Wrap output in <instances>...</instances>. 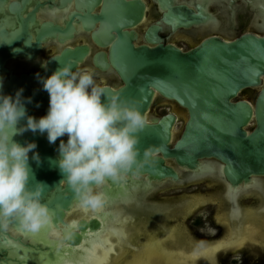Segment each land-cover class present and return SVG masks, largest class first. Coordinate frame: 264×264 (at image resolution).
I'll return each mask as SVG.
<instances>
[{
    "label": "flooded vegetation",
    "instance_id": "af4514ba",
    "mask_svg": "<svg viewBox=\"0 0 264 264\" xmlns=\"http://www.w3.org/2000/svg\"><path fill=\"white\" fill-rule=\"evenodd\" d=\"M244 34L264 35V0H0V91L15 95L21 87L26 90L36 85L43 89L37 73L44 77L48 63L58 59L73 64V68L93 69L97 83L117 91L125 81L115 65L116 55L130 44L152 52L173 48L185 53L211 37L229 42ZM263 85L264 75L260 85L240 90L232 101H247L255 107ZM31 94L23 92V97ZM32 98L27 113L36 118L45 115L48 104L39 101L37 94ZM144 115L147 124H157L167 115L175 117L169 143L174 148L189 119V110L155 89ZM256 125L253 113L244 128L250 133ZM42 135L25 131L13 139L21 144L35 141L39 148ZM164 163L177 172L178 180L128 173L119 184L130 187L129 198L106 199L103 207L95 211L73 205L66 212L65 226L54 223L51 211V228L58 233L67 229L76 216L99 220L100 227L96 231L87 229L77 247L58 239L48 228L30 232L11 221L6 228H0V264H135L148 258L159 264L166 260L161 249L173 245L171 232L175 242L187 238L182 216L188 212L208 205L221 208L214 220L218 226L226 227V236L208 245L196 242L199 248L222 243L228 238L229 228L239 233L246 223L255 225L256 220H249L253 215L264 219V174L252 175L249 181L236 185L224 172V161L216 156L198 158L193 168L174 157L164 158ZM190 186L199 187H195V193L182 194L176 202L154 198L158 193ZM111 187L106 181L100 190L107 197ZM252 199L260 204L243 202ZM109 212L114 215L109 216ZM173 217L179 222L172 224ZM199 219L200 214L196 221ZM257 234L255 238L263 242L264 227ZM233 241L236 245L218 252V259L248 247L236 237ZM154 242L165 246L154 252L147 248ZM254 248V253H262Z\"/></svg>",
    "mask_w": 264,
    "mask_h": 264
},
{
    "label": "water",
    "instance_id": "95a60500",
    "mask_svg": "<svg viewBox=\"0 0 264 264\" xmlns=\"http://www.w3.org/2000/svg\"><path fill=\"white\" fill-rule=\"evenodd\" d=\"M116 58L115 65L125 85L117 91L104 89L105 96L118 95L122 101L135 104L144 114L156 89L189 110V119L174 148L169 145L175 121L173 115L162 117L157 124L145 123L136 133L139 158L143 159L145 149H150L154 155L135 175L148 173L157 179L171 176L178 180L177 172L165 165L164 158L174 157L180 164L193 168L198 158L211 156L224 161V172L236 185L249 181L252 175L264 174V85L255 107L247 101H232L240 90L261 84L264 35L244 34L229 42L211 37L185 53L173 48L152 52L135 49L130 44L118 52ZM64 63L67 62L60 59L50 61L44 77ZM32 88L23 91L32 93L31 102L32 96L37 94L39 101L49 105L48 93L36 85ZM28 104L25 100V107ZM253 113L257 125L249 133L244 126ZM25 122L20 121L21 124ZM60 139L66 141L67 137L49 144L46 133L42 135L41 145L34 150L39 153L40 162L29 159V186L34 187L36 182L46 185L42 202L53 212L54 223L65 226L66 212L78 201L71 187L66 182L60 183L64 178L57 165ZM159 152L163 157L157 154ZM100 225L95 217L78 216L76 231L69 241L77 247L87 229L96 231Z\"/></svg>",
    "mask_w": 264,
    "mask_h": 264
},
{
    "label": "clouds",
    "instance_id": "9594fccd",
    "mask_svg": "<svg viewBox=\"0 0 264 264\" xmlns=\"http://www.w3.org/2000/svg\"><path fill=\"white\" fill-rule=\"evenodd\" d=\"M37 77L49 96L48 110L39 118L27 113L25 100L30 103L31 97H23L22 87L15 95L0 91V228L15 220L22 228L36 232L52 218L41 198L46 185L36 182L29 186V152L39 163V153L34 151L37 144H21L13 139L17 134L46 133L49 144L67 136L58 145L57 165L64 177L60 183L71 187L79 206L86 210L103 207L107 198L100 188L107 180H126L129 172H138L154 155L145 149L143 159L138 156L136 133L145 126L146 115L118 95L105 96L93 69L64 63L50 75L40 77L37 73ZM2 85L0 77V88ZM21 120L26 122L20 124ZM75 225L71 222L58 239L71 240Z\"/></svg>",
    "mask_w": 264,
    "mask_h": 264
},
{
    "label": "rangeland",
    "instance_id": "374dc122",
    "mask_svg": "<svg viewBox=\"0 0 264 264\" xmlns=\"http://www.w3.org/2000/svg\"><path fill=\"white\" fill-rule=\"evenodd\" d=\"M199 186H190L187 188H176L171 189L170 191H166L165 193H158L154 198L159 200L168 199L171 202H176L179 200L182 194L189 195L195 193L196 188ZM111 192L107 195V200H117L121 198H129L130 195V187L121 186L119 182H113L112 187L110 188ZM166 196V197H165ZM175 200V201H174ZM246 204L252 205H259V200H250V201H243ZM188 204V203H187ZM186 205V204H185ZM221 208L219 205L213 206H206L202 209H198L196 211H192L191 213L188 212L186 215H183V225L186 229L187 237L193 238L194 243L201 242L200 244L208 245V242H215L218 240H222L224 236H226V227L218 226V223L214 220L218 213H221ZM198 214L201 215L202 219L196 221ZM114 215L112 212H109V216ZM105 217V215H104ZM102 217V219L104 218ZM177 217L172 218V224L177 223ZM190 233V234H189ZM258 235V234H256ZM259 237H257L258 239ZM262 240V239H261ZM260 240V241H261ZM264 242V241H263ZM246 243V244H245ZM243 244L248 247L242 248L241 250L230 252L224 255L223 259L217 258V264H264V244L261 243H253L250 239L246 240ZM197 246V245H196ZM251 247V248H250ZM252 247L254 248L255 252L261 251L262 253H254L252 251ZM231 249L228 248V250ZM254 253V254H252ZM257 254V255H255ZM79 254H76L78 257ZM216 260V259H215ZM199 261L201 264H213L214 261H209L208 259H198L196 262Z\"/></svg>",
    "mask_w": 264,
    "mask_h": 264
},
{
    "label": "bare ground",
    "instance_id": "6f19581e",
    "mask_svg": "<svg viewBox=\"0 0 264 264\" xmlns=\"http://www.w3.org/2000/svg\"><path fill=\"white\" fill-rule=\"evenodd\" d=\"M74 207L75 208L79 207V204L75 205ZM222 215L224 216L223 213H222ZM245 216H247V215H245ZM255 218L256 217L253 215L251 217V219H249V220H253L252 222H255V220H256V222L254 224L255 225L257 224L256 225L257 227H255V225H250V224L246 223L247 225L245 224V226L243 228H241V230H239V233H235L234 230L229 228L228 238L224 239V241L222 243L215 244L214 246H210V247H204L203 246V247L199 248L195 244H193L194 239L190 238V237H187V238L185 237L184 240L181 239L180 241L175 242V239H174L175 234L173 231L169 235L170 239H173V241L170 240V242H172V244H173L171 247L165 248L167 246V245L165 246V243L159 244V243L154 242L151 246H149L147 248L153 249L154 252H157L161 249V247L165 246L161 249V252H164L166 254V256H165L166 260H164L165 263L160 262L159 264H201V262H199V261L196 262V260L203 258V257L204 258L206 257V259H208L209 261H214L213 263L217 264L216 254L218 252H222L221 250H225V249L227 250L228 247L235 246L236 245L235 241H233V240H235V237L237 239H239V242H241V243H244L246 240L250 239L254 243L256 242L257 244L258 243L264 244V242L255 238L256 234L262 229V227H264V219L263 218L260 219V217H257L256 219ZM77 220H78V216L75 217L74 221L77 222ZM238 227H239V225H238ZM184 231L186 234V229ZM84 236H86V235H84ZM182 236H184V233L182 234ZM217 242H219V241H217ZM241 243H238V244H241ZM75 264H78L77 261L75 262ZM87 264H90V263H87ZM135 264H155V263H153V261L148 258L146 260L141 259L138 262H136Z\"/></svg>",
    "mask_w": 264,
    "mask_h": 264
},
{
    "label": "snow or ice",
    "instance_id": "6c2138e0",
    "mask_svg": "<svg viewBox=\"0 0 264 264\" xmlns=\"http://www.w3.org/2000/svg\"><path fill=\"white\" fill-rule=\"evenodd\" d=\"M42 228H48L50 230L51 234L54 235V236H58L59 235V233L57 231H55L54 229L51 228V221L47 225L42 227ZM24 230H26V229H24ZM26 231H29V230H26ZM30 232H32V231H30Z\"/></svg>",
    "mask_w": 264,
    "mask_h": 264
}]
</instances>
